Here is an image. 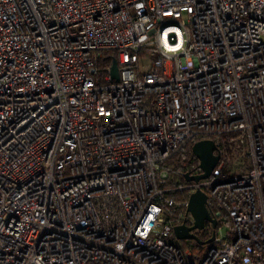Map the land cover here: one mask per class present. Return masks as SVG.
Listing matches in <instances>:
<instances>
[{
	"label": "built area",
	"instance_id": "1",
	"mask_svg": "<svg viewBox=\"0 0 264 264\" xmlns=\"http://www.w3.org/2000/svg\"><path fill=\"white\" fill-rule=\"evenodd\" d=\"M0 264H264V0H0Z\"/></svg>",
	"mask_w": 264,
	"mask_h": 264
},
{
	"label": "water",
	"instance_id": "2",
	"mask_svg": "<svg viewBox=\"0 0 264 264\" xmlns=\"http://www.w3.org/2000/svg\"><path fill=\"white\" fill-rule=\"evenodd\" d=\"M110 73L112 78L117 81L118 68L116 61H112ZM191 151L195 158L199 161V168L202 170V174L198 176L185 175L184 178L187 181L198 182L199 180L206 179L209 176L217 164L219 156L214 155L216 147L210 140L196 142L193 144ZM206 202V194L201 190H196L194 193L189 195L186 213L190 214L193 222L190 227L186 226L185 224L174 226L173 235L176 240L194 241L199 246L209 244L213 241L215 231H213L211 237L206 241H201L196 235L192 233L194 230H202L204 228L205 222L210 223L213 229L216 227V221L211 218L206 207Z\"/></svg>",
	"mask_w": 264,
	"mask_h": 264
},
{
	"label": "rangeland",
	"instance_id": "3",
	"mask_svg": "<svg viewBox=\"0 0 264 264\" xmlns=\"http://www.w3.org/2000/svg\"><path fill=\"white\" fill-rule=\"evenodd\" d=\"M146 65V62L143 63V66ZM187 222L188 223H191L192 222V218L191 216L189 215L188 219H187ZM209 230H210V227L209 225H205L204 229L202 231H196L197 233V236L201 239H205V237L209 234ZM229 230V227L226 226V225H222L220 226L218 229H217V232L218 234L220 235H225L227 233V231ZM178 244L179 246H181L187 253H192L194 252L193 254L195 255L196 252L193 251L191 248L192 246L195 244V242L193 241H190V240H182V241H178Z\"/></svg>",
	"mask_w": 264,
	"mask_h": 264
},
{
	"label": "trees",
	"instance_id": "4",
	"mask_svg": "<svg viewBox=\"0 0 264 264\" xmlns=\"http://www.w3.org/2000/svg\"><path fill=\"white\" fill-rule=\"evenodd\" d=\"M181 155H187V156L189 157L191 154H190V151L187 150V151H185L184 153L178 154L177 157H178V156H181ZM174 165H176V163H174ZM208 247H209L208 245H206V246H199V245H197V244L195 243V244L192 246L191 249H192L193 251H195L196 254H201V253H202L204 250H206Z\"/></svg>",
	"mask_w": 264,
	"mask_h": 264
},
{
	"label": "flooded vegetation",
	"instance_id": "5",
	"mask_svg": "<svg viewBox=\"0 0 264 264\" xmlns=\"http://www.w3.org/2000/svg\"><path fill=\"white\" fill-rule=\"evenodd\" d=\"M212 232H213V230H212ZM212 232H211V234H212Z\"/></svg>",
	"mask_w": 264,
	"mask_h": 264
}]
</instances>
